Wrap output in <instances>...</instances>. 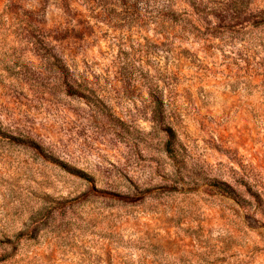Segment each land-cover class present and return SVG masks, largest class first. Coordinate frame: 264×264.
Listing matches in <instances>:
<instances>
[{"label": "rangeland", "instance_id": "374dc122", "mask_svg": "<svg viewBox=\"0 0 264 264\" xmlns=\"http://www.w3.org/2000/svg\"><path fill=\"white\" fill-rule=\"evenodd\" d=\"M0 264H264V0H0Z\"/></svg>", "mask_w": 264, "mask_h": 264}]
</instances>
